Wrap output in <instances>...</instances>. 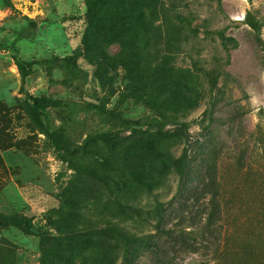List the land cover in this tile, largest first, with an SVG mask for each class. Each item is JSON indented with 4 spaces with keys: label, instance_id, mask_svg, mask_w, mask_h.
Returning a JSON list of instances; mask_svg holds the SVG:
<instances>
[{
    "label": "rangeland",
    "instance_id": "rangeland-1",
    "mask_svg": "<svg viewBox=\"0 0 264 264\" xmlns=\"http://www.w3.org/2000/svg\"><path fill=\"white\" fill-rule=\"evenodd\" d=\"M158 1L156 13L147 11L159 34L148 37L151 65L126 71L88 59L83 44L95 31L86 0H0V104L11 110L19 144L0 152V213L32 218L42 235L1 229L0 264H123L124 245L101 234L109 224L149 244L132 249L127 264H264V0ZM219 31L235 41L228 49ZM104 49L112 58L121 53L114 43ZM15 56L30 64L29 95L55 102L44 120L66 144L106 132L125 141L118 150L99 142V156L76 161L99 167L96 160L118 154L139 164L131 154L135 122L149 134L182 122L189 141L169 138L164 147L175 159L188 148L184 177L162 176L153 159L149 189L122 173L107 183L78 175L31 122ZM161 65L183 81L189 100L166 119L153 106L166 97L139 91L154 81L148 67ZM212 70L220 72L215 86Z\"/></svg>",
    "mask_w": 264,
    "mask_h": 264
},
{
    "label": "trees",
    "instance_id": "trees-1",
    "mask_svg": "<svg viewBox=\"0 0 264 264\" xmlns=\"http://www.w3.org/2000/svg\"><path fill=\"white\" fill-rule=\"evenodd\" d=\"M88 6V16L91 21V27L94 33L88 36L84 42V48L89 60L94 57H100L104 63L110 68L118 70L120 68L126 71L138 69L144 60L148 59L151 65L150 57L153 49L152 41L148 37L159 38L157 27L148 19L147 11L153 10L157 12L159 6L158 0H86ZM248 24L257 32L261 31L262 25L248 17ZM218 37L225 49L229 44L235 43L228 38L224 31H219ZM105 43L118 44L121 47V53L116 58H112L104 49ZM237 44H234L236 47ZM16 64L22 75V93L25 94L24 108L36 127L45 134L61 159L68 164L70 169L78 175L90 178L92 180L107 183L111 180L112 174H120L129 176L132 182L141 188H151V177L147 176L146 169L151 166L150 161L156 160L163 166L160 170L161 175L167 172L176 173L179 177H184L188 165V148H186L179 158H173L169 151L164 147V143L169 138H182L189 141L188 128L185 123H174L175 128L164 131L161 127L155 134H149L142 130L140 123L135 122L131 129L137 136L136 145L132 148L133 154L139 161L135 164V160L122 161L118 154L112 158H102L96 160L99 167L81 164L75 160L77 156L97 157L99 152L94 146L102 142L109 146L112 150L120 149L125 141L118 137V133L106 132L89 136L84 144L70 146L66 144L55 132L51 131L46 124L44 117L45 111L55 102L50 98H35L29 95L26 90V82L28 78V69L30 64L15 56ZM146 70L153 76V82H147L139 89L141 94L154 91L166 99L162 103L154 102V107L159 113L160 118L166 119L170 112L179 113L186 108L189 100L183 95V81L170 75L164 65L156 66L152 70L151 66ZM220 76V72L212 70L208 73V78L212 86H215ZM102 79V77H101ZM142 83V80L139 81ZM140 94V95H141ZM154 108V109H155ZM11 110L6 108L4 104H0V152L7 151L18 147L16 138L12 133L10 124L12 123ZM3 160L0 156V164ZM126 180H123L122 188L126 187ZM69 204H74L69 201ZM123 209H127L138 215L136 207L128 203H119ZM82 218V216H80ZM16 228L28 236L42 237L33 224L32 218L25 217L20 214L6 215L0 213V230L5 228ZM105 237H110L124 245L125 260L123 264L129 261V253L134 248L146 249L149 244L145 238L138 234H132L126 231L119 224H109L101 231ZM92 246V240L87 239L83 242L82 249L88 250ZM225 251V250H224ZM220 253V250L217 251ZM131 262V261H129Z\"/></svg>",
    "mask_w": 264,
    "mask_h": 264
}]
</instances>
